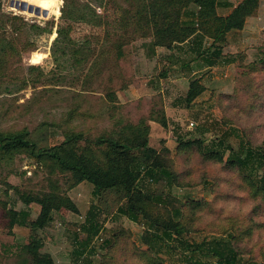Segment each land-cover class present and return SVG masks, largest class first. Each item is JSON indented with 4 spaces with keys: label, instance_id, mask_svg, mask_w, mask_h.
<instances>
[{
    "label": "rangeland",
    "instance_id": "374dc122",
    "mask_svg": "<svg viewBox=\"0 0 264 264\" xmlns=\"http://www.w3.org/2000/svg\"><path fill=\"white\" fill-rule=\"evenodd\" d=\"M71 1L75 9L84 14L90 15L92 9L100 25L73 23L71 42L55 43L63 0H43L42 10L48 12L46 18L9 8L10 0H0V49L8 48L0 72V132L26 129L40 147H52L64 139L63 133L67 130L95 139L125 125L150 118L160 120L164 116L166 128L149 123V146L181 172L179 186L173 187L170 193L184 202L202 200L210 205L200 213L184 238L200 242L239 235L252 225L255 229L251 238H246L250 240L247 247L244 248L245 242L238 245L240 258L248 264H264V205L259 202L255 205L247 197L238 196L234 201L218 198L212 193L210 182L197 170L200 163L196 157L176 151L178 136L185 140L202 138L204 146L223 138L226 144L237 149L238 139L231 130L237 131L252 146L264 148V0H258L254 15L245 21L244 41L238 45L231 42L219 65L205 71L203 75L208 78L203 81L207 92L190 110H186L181 101L173 102L175 97L184 96L188 84L171 73L176 80L173 84L177 85L176 95L171 96L169 83L165 81L167 76H164L168 66L166 50L157 49L153 55L155 49L151 48L150 40L132 37L130 31L121 28L119 19L126 8L124 0ZM241 1L218 0L216 14L226 16L231 9L220 7L222 3L231 7ZM52 6L58 8L56 16L52 15ZM193 11L192 6L189 7L182 21L193 22ZM4 16H17L25 26L20 25L15 33ZM31 25L49 32L36 34ZM209 43L211 41H207ZM74 49L80 53L76 54ZM193 55L187 54L188 57ZM198 61L203 62V59ZM241 88L252 90L256 102H216L220 94H232ZM180 94L183 96H178ZM173 104L177 108H171ZM248 109L246 115L243 110ZM185 168L192 169V174L184 173ZM64 178L54 176L79 214L65 210L54 214L51 227L41 235L45 240L43 251L49 253L56 264H147L140 255L147 249L141 242L145 227L129 220L125 202H117L112 193L104 194L100 202L92 195L90 184L82 183L69 189ZM47 180L45 170L37 167L32 159L18 155L13 161L0 165V201L8 200L9 207L26 211L35 219L39 207L24 205L8 187L26 195L47 189ZM153 190L158 194L167 191L161 183L153 185ZM92 206L101 209L96 215L100 232L82 248L79 243L86 238V233L81 227ZM255 206L262 208L260 212L255 211ZM153 212L156 214L158 210ZM26 232L27 229L14 227L11 233L0 221V253L5 254L4 261H11ZM151 255L161 264H194L191 257L178 249L170 253L162 249L161 253Z\"/></svg>",
    "mask_w": 264,
    "mask_h": 264
},
{
    "label": "trees",
    "instance_id": "16d2710c",
    "mask_svg": "<svg viewBox=\"0 0 264 264\" xmlns=\"http://www.w3.org/2000/svg\"><path fill=\"white\" fill-rule=\"evenodd\" d=\"M126 8L122 10L119 23L132 37L150 40L151 48L172 50L179 45L186 44L192 48L195 59H203L204 65L212 66L222 59L223 47L227 35L241 31L248 17L254 15L258 0H243L236 5L228 15L218 16L216 7L218 0H124ZM193 8V22H183L185 11ZM90 15L75 9L71 0H63L61 9V24L56 29L55 43L71 42L70 33L73 23H87L100 25L95 12L90 9ZM58 8L52 6V15L56 16ZM11 23L13 31L25 24L17 16L5 17ZM8 20V21H7ZM36 34L49 32L46 28L36 25L30 26ZM211 41L203 49L198 48L203 41ZM8 49V48H7ZM0 49V72L3 59L8 55ZM11 49V47L9 48ZM79 50L74 49L76 54ZM233 60V59H232ZM189 61L186 65L190 64ZM230 61H224L228 63ZM264 63V60L262 64ZM241 88L232 94H220L216 102H256L252 90ZM205 87L200 80L189 82L188 89L180 103L190 110L199 97L203 95ZM259 102V101H257ZM179 103V102H178ZM246 115L248 110H243ZM196 116L194 117V119ZM149 122L158 123L166 128L164 116L150 118L137 124H128L109 135L95 139L85 137L82 133L67 130L64 139L52 147H40L30 137V133L23 129L19 132H0V165L13 161L18 155L32 159L37 167L46 171L48 177L47 189L23 195L17 188L13 190L19 200L29 206L35 204L39 213L31 219L26 211H16L9 207L8 200L0 201L1 224L12 233L14 227L27 229L23 242L15 248L11 261H4L0 253V264H56L52 256L43 251V235L46 228L54 222V214L65 210L67 213L78 215L79 211L72 200L65 194L59 181L54 176L65 177V184L73 189L82 183L92 186V195L97 199L107 193L117 197V202L126 205V214L130 221L140 222L145 227L141 242L147 249L140 253L141 259L147 264H161L151 254L161 253L166 249L168 253L173 249L191 257L194 264H248L241 260L238 245L245 242L247 247L253 234L252 225L239 235L213 237L200 242L188 241L184 236L192 229L194 222L210 205L202 200L182 201L170 193L173 187H178L181 172L174 166L168 165L158 152L149 146ZM197 125L194 126L196 130ZM205 132V131H204ZM238 139L237 149L226 144L223 138L204 146L202 138H176L178 154L195 156L204 180L210 182V189L218 198L234 201L238 196L251 198L252 201L264 205V148L254 147L238 132L231 130ZM203 134V133H202ZM228 152V153H227ZM227 153V156H225ZM184 173L192 174L193 170L185 168ZM163 184L165 194H158L153 185ZM7 197V190L5 191ZM102 200H100L101 202ZM158 210L154 213L153 210ZM260 212L261 207H254ZM99 208L90 207L82 230L86 238L79 243L80 247H87L100 230L97 225ZM171 240L172 242H169ZM172 244L175 247H172ZM75 253H78L75 251ZM93 251L90 250L89 254ZM83 254V253H79ZM138 255V254H137ZM264 262V253L262 254Z\"/></svg>",
    "mask_w": 264,
    "mask_h": 264
},
{
    "label": "crops",
    "instance_id": "0c3cea01",
    "mask_svg": "<svg viewBox=\"0 0 264 264\" xmlns=\"http://www.w3.org/2000/svg\"><path fill=\"white\" fill-rule=\"evenodd\" d=\"M221 6H223L224 8H226V7L227 8H231V9H228L229 11H228V13L226 15H228L230 13V11L235 7V6H231L230 7L228 4H224V3H222L220 5V7ZM243 32H244V29L241 30V31H238V32H231L229 35H227V41H226V44L223 47L222 55H224L223 52L225 51V49H227L229 47L231 42H233V43L238 45V44H240V43H242L244 41L243 40V37H244L243 36ZM207 41H209V40L205 39L203 41L202 45L198 46V48L203 49V50L205 48H207L210 45V43L207 44ZM154 49H155V51L152 52L153 55H154V53H156L157 49H162V48H154ZM166 52L168 54L165 57V63H167V65L169 67L166 66L167 68H165V70H164L166 72L164 76L165 77L167 76L165 81H167L169 83L168 89H169V86H170L169 92H171V96L174 97L176 95V93H177V91H176V86L177 85L174 86V84H173L174 81L176 83V80H174L173 77L174 78L177 77L178 79L179 78L184 79L185 81H187L188 85H189V82L191 80H193V79L200 80L201 85H203L205 87V91L203 93V95H204L207 92L208 87L205 85L203 80H205L206 77L208 78V75L204 76L203 74H205L206 73L205 71H207V70L215 69V65H219L218 64L219 62L216 63L215 65H212L211 67H207L206 65H204V62H200L198 60L192 61V60L195 59V54L192 57L191 56L190 57L187 56V54L189 55V53L191 54V53H193V51H192V48L187 47L186 44L179 45L178 47H175L172 50H166ZM189 61H192V62H190L189 65L188 64L186 65V63L189 62ZM171 73H174L173 77L171 76ZM201 73H202V75H198V74H201ZM202 76H204V77H202ZM181 79H179V80H181ZM211 82H214V81L211 80ZM188 85L186 86V90L184 92V95H185V93H186V91L188 89ZM171 86H172V89H171ZM178 96H183V95L180 94ZM183 97H181V98H183ZM175 98L176 99L173 100V102H180L181 98H177V97H175ZM200 98H202V96L199 97L198 99H200ZM198 99L196 101H194V102H197ZM173 105L171 106V108H177V107H175V104H173ZM152 123H155V122H152ZM24 235H26V234H24Z\"/></svg>",
    "mask_w": 264,
    "mask_h": 264
},
{
    "label": "water",
    "instance_id": "95a60500",
    "mask_svg": "<svg viewBox=\"0 0 264 264\" xmlns=\"http://www.w3.org/2000/svg\"><path fill=\"white\" fill-rule=\"evenodd\" d=\"M9 7L20 12H27L35 16H42L43 18H46L48 16V12L46 10H41L38 7L28 5L22 0H10Z\"/></svg>",
    "mask_w": 264,
    "mask_h": 264
},
{
    "label": "bare ground",
    "instance_id": "6f19581e",
    "mask_svg": "<svg viewBox=\"0 0 264 264\" xmlns=\"http://www.w3.org/2000/svg\"><path fill=\"white\" fill-rule=\"evenodd\" d=\"M22 1L26 2L28 5H32V6L38 7L41 10L43 9L42 8L43 0H22Z\"/></svg>",
    "mask_w": 264,
    "mask_h": 264
},
{
    "label": "built area",
    "instance_id": "2783aa9c",
    "mask_svg": "<svg viewBox=\"0 0 264 264\" xmlns=\"http://www.w3.org/2000/svg\"><path fill=\"white\" fill-rule=\"evenodd\" d=\"M8 7H9V5H8ZM10 8V7H9Z\"/></svg>",
    "mask_w": 264,
    "mask_h": 264
}]
</instances>
